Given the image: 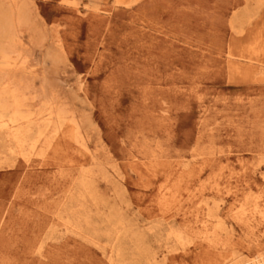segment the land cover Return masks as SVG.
<instances>
[{
    "label": "rangeland",
    "instance_id": "1",
    "mask_svg": "<svg viewBox=\"0 0 264 264\" xmlns=\"http://www.w3.org/2000/svg\"><path fill=\"white\" fill-rule=\"evenodd\" d=\"M122 1L0 0V92L63 120L0 138V264L261 260L264 0Z\"/></svg>",
    "mask_w": 264,
    "mask_h": 264
},
{
    "label": "bare ground",
    "instance_id": "2",
    "mask_svg": "<svg viewBox=\"0 0 264 264\" xmlns=\"http://www.w3.org/2000/svg\"><path fill=\"white\" fill-rule=\"evenodd\" d=\"M136 1L137 0H135V2ZM116 4H124V2L122 0H116ZM230 27L232 30L234 31L236 30L233 21H230ZM3 29H4L3 32L7 31L6 34L9 38L8 41H10L9 45L17 41L18 37H16L17 35L14 34V29L11 24H8ZM235 33H237V31H235ZM10 49H11L10 47H8L7 49V48H3L0 45V71L2 73H6L7 71L10 70V68H12V66H16L14 65L15 63H12L11 61L13 59L12 57L13 52ZM226 61H227V65H229L230 68L236 69L237 66L241 65L240 62L235 61L234 58L228 54ZM258 70H260L261 74H264L263 67L258 68ZM2 90L3 91L0 92V138L4 140L5 144L8 143L14 145L19 150V153L24 158V160L26 162H29L31 155L34 154L37 150L38 153H42V151L45 148L51 147L50 145L54 141L55 136L58 134V130L61 128L60 125L63 124V120L61 116L58 114V112H57L58 115L55 114L56 116L54 117L52 113L53 110L51 112L47 110L49 111V113L44 116L41 115V112L33 113L32 111L24 110L26 106L24 103L26 101L25 98L26 88H23L21 86L12 88L10 87V85H7V87H3ZM82 183H83L81 184L82 190L84 189L86 191L87 188H89V183L86 182V180H83ZM164 194L162 195V200L164 203L167 204L166 201H168V199L166 197L168 193H164ZM69 202L71 203V201ZM248 214L250 213L248 212ZM108 263L115 264L113 261V255L109 256ZM253 264H264V256L259 261L256 262L253 261Z\"/></svg>",
    "mask_w": 264,
    "mask_h": 264
}]
</instances>
